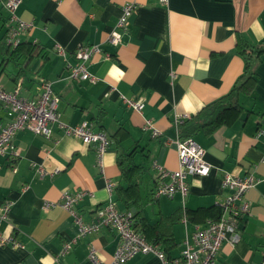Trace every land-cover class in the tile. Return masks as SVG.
I'll list each match as a JSON object with an SVG mask.
<instances>
[{"label": "crops", "instance_id": "1", "mask_svg": "<svg viewBox=\"0 0 264 264\" xmlns=\"http://www.w3.org/2000/svg\"><path fill=\"white\" fill-rule=\"evenodd\" d=\"M126 1L21 0L16 13L31 24L21 35L30 43L24 51L7 49L1 40L12 23L5 0L0 3V84L35 97L49 81L60 97L61 121H87L110 139L99 166L96 144L64 134L57 122L51 123L50 137L30 129L17 132L13 154L0 153V209L12 201L1 231L24 247L0 245V264H91L92 247L111 262L120 243L113 227L81 237L63 251L77 227L66 209L47 208L45 202L59 201L67 190L94 193L76 207L85 221H92L110 198L121 211L136 213L139 228L164 252L168 264H176L196 225L215 219V208L230 194L222 186L225 172L241 177L254 173L259 180L246 194L250 209L241 224V239L233 245L224 242L215 264H264V58L255 66L252 93L241 96L238 118L193 135L205 149L211 170L187 176L184 206L180 193L154 195L171 178L159 176L153 166L157 161L178 169V119L197 113L238 81L245 68L240 42L264 39V0H135L128 25L119 29L122 41L113 45L109 36ZM91 44L100 47L87 62L97 80L71 78L76 50ZM122 95L143 98V111L126 107ZM146 119L161 130L160 136L144 129ZM8 120L0 105V129ZM127 264L163 262L149 252L136 254Z\"/></svg>", "mask_w": 264, "mask_h": 264}, {"label": "built area", "instance_id": "2", "mask_svg": "<svg viewBox=\"0 0 264 264\" xmlns=\"http://www.w3.org/2000/svg\"><path fill=\"white\" fill-rule=\"evenodd\" d=\"M21 0H5L4 6L8 12V19L12 23L8 30L7 42L16 46L22 40L23 31L31 27V24L23 21L16 13ZM162 4H168L169 0H159ZM0 3L3 4L2 0ZM135 0H127L122 7V13L116 23L115 29L111 31L109 41L113 45H119L122 35L119 29L125 28L129 19L136 10ZM60 52L65 50L60 48ZM100 52L98 45H82L76 50L77 62L70 67L69 76L78 80L96 81L97 76L88 71L87 62L94 53ZM123 103L128 108L142 112L145 101L143 98H129L122 95ZM60 97L54 91L52 83L45 81L43 90L35 97L20 95L19 89L7 90L0 84V105L3 106L8 115V122L0 129V153L13 154L16 150L14 138L18 131L30 129L36 134L50 137L52 134L51 123L57 122L63 129L64 134L79 137L86 144H96L98 164L103 165V157L110 144L108 134L103 130H95L90 123L84 121L78 125H69L60 120L58 110ZM144 129L153 136H160L161 130L155 126L151 119H146ZM179 149L180 166L176 170H169L157 161L153 166L159 176L171 178L169 183H160L154 195L173 196L180 193L183 198V206L189 194V174L208 175L211 165L205 160V149L192 137L179 138L177 140ZM259 178L254 173L243 177L233 175L230 172L223 174L222 186L230 190V194L220 204L218 218L208 221L206 226L196 225L193 240L186 241V247L182 256L177 259L176 264H215L216 257L222 244L228 242L236 244L241 239V224L245 215L249 212L250 204L246 198L247 192L256 184ZM109 190L112 188L110 180L107 181ZM88 190L64 191L59 201H46L45 206H60L66 209L73 218L77 227V235L64 243L63 251L70 250L76 241L88 234L99 232L104 227H113L120 237L117 247L110 263L105 262L94 247L89 251L91 264H127L128 260L138 253L153 252L159 255L163 264L169 260L157 245L149 241L141 232L135 228V216L131 211H121L113 199L96 209L95 218L92 221H85L82 214L77 210L78 203L86 196H93ZM12 208V201H6L0 209V245L11 244L13 247H24V244L11 235H4L1 231V223L8 221ZM184 221L187 217L184 216Z\"/></svg>", "mask_w": 264, "mask_h": 264}, {"label": "trees", "instance_id": "3", "mask_svg": "<svg viewBox=\"0 0 264 264\" xmlns=\"http://www.w3.org/2000/svg\"><path fill=\"white\" fill-rule=\"evenodd\" d=\"M7 34L8 31L1 39L4 41V45L8 47L7 49L24 51L27 49V46L30 45V43L21 40L16 46H14V48H11L7 42ZM238 52L245 61L244 72L238 81L228 93L207 103L197 113L186 116L185 118H179L177 124L180 138L193 137V135L199 130L212 132L220 126L233 123L238 118L239 112L243 109V105L240 101L241 96L250 95L253 91L254 84L257 82L255 66L257 62L264 58V39L255 44L241 41L238 47ZM134 167H137V165H134ZM125 170L126 168H124L123 172ZM132 204L135 205L134 203ZM215 209L217 211V215H215L216 219L220 214V207ZM133 214L136 216V213ZM139 224V220H136L134 225L135 228L148 239L143 233L141 227L139 228ZM149 241L153 242L151 239Z\"/></svg>", "mask_w": 264, "mask_h": 264}, {"label": "water", "instance_id": "4", "mask_svg": "<svg viewBox=\"0 0 264 264\" xmlns=\"http://www.w3.org/2000/svg\"><path fill=\"white\" fill-rule=\"evenodd\" d=\"M9 43V42H8ZM9 44H11V43H9ZM235 102H236V100H235ZM133 216H134V214H133Z\"/></svg>", "mask_w": 264, "mask_h": 264}]
</instances>
